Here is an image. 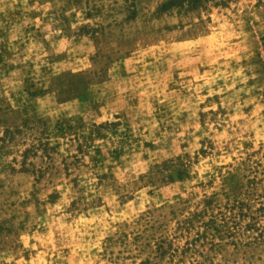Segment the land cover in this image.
<instances>
[{
    "label": "rangeland",
    "instance_id": "obj_1",
    "mask_svg": "<svg viewBox=\"0 0 264 264\" xmlns=\"http://www.w3.org/2000/svg\"><path fill=\"white\" fill-rule=\"evenodd\" d=\"M0 264H264V0H0Z\"/></svg>",
    "mask_w": 264,
    "mask_h": 264
}]
</instances>
